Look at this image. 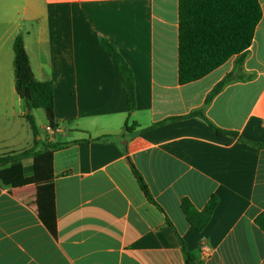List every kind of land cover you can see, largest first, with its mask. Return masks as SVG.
I'll list each match as a JSON object with an SVG mask.
<instances>
[{
  "label": "crops",
  "instance_id": "1",
  "mask_svg": "<svg viewBox=\"0 0 264 264\" xmlns=\"http://www.w3.org/2000/svg\"><path fill=\"white\" fill-rule=\"evenodd\" d=\"M258 2L262 18L237 78L205 104L241 55L180 85L178 0H0V156L61 145L33 160L34 183L0 181V264H186L183 247L200 264H264V232L255 223L264 214V148L253 145H264ZM19 35L34 77L54 92L56 129L46 130L45 117L36 138L14 88ZM100 39L133 73L131 113ZM198 111L204 119L189 117ZM207 121L242 141L213 134ZM43 184L54 189L55 234L36 210ZM211 196L217 205L197 233L181 202L201 210Z\"/></svg>",
  "mask_w": 264,
  "mask_h": 264
},
{
  "label": "trees",
  "instance_id": "2",
  "mask_svg": "<svg viewBox=\"0 0 264 264\" xmlns=\"http://www.w3.org/2000/svg\"><path fill=\"white\" fill-rule=\"evenodd\" d=\"M262 18L258 0H178V83L185 85L198 81L223 65L235 55H241L236 71L225 76L207 95L205 104L218 94L222 88L237 78V71L243 60L244 52L251 46L255 29ZM100 47L114 62L123 81L128 112L135 109V83L133 73L117 48L106 39H100ZM13 74L16 95L23 102L24 118L33 136H39L33 111L41 109L50 128L56 129L54 119V92L50 82L38 81L32 72L28 55L21 35L13 42ZM200 116L201 111L189 115ZM211 132L217 136L230 135L242 141L235 132L222 131L207 121ZM124 130L129 131L127 122ZM264 148L262 144H253ZM61 145L49 144L44 150L35 148L18 155L0 156V181L12 187H22L34 183L33 160ZM136 177L146 198L153 202L143 181ZM36 210L38 217L55 234L54 189L52 184L37 187ZM217 198L211 196L203 209L197 210L187 199L182 200L180 208L192 229L201 233L217 205ZM264 232V214L255 220ZM183 245V244H182ZM186 264H200L194 254L183 247Z\"/></svg>",
  "mask_w": 264,
  "mask_h": 264
},
{
  "label": "rangeland",
  "instance_id": "3",
  "mask_svg": "<svg viewBox=\"0 0 264 264\" xmlns=\"http://www.w3.org/2000/svg\"><path fill=\"white\" fill-rule=\"evenodd\" d=\"M34 116L36 118V124H37V128H38V134L39 136L43 135L40 133L41 129H40V125H44L45 124V116H44V111L41 109L35 110L34 111Z\"/></svg>",
  "mask_w": 264,
  "mask_h": 264
},
{
  "label": "built area",
  "instance_id": "4",
  "mask_svg": "<svg viewBox=\"0 0 264 264\" xmlns=\"http://www.w3.org/2000/svg\"><path fill=\"white\" fill-rule=\"evenodd\" d=\"M46 130L49 131V132H51V133H53V131H54L55 129H52V128H50V127H47ZM200 253H201V256H202V257H203V256H206V255L208 254V249H207L205 246H202V247L200 248Z\"/></svg>",
  "mask_w": 264,
  "mask_h": 264
},
{
  "label": "water",
  "instance_id": "5",
  "mask_svg": "<svg viewBox=\"0 0 264 264\" xmlns=\"http://www.w3.org/2000/svg\"><path fill=\"white\" fill-rule=\"evenodd\" d=\"M27 113H30V110L29 109H27Z\"/></svg>",
  "mask_w": 264,
  "mask_h": 264
}]
</instances>
